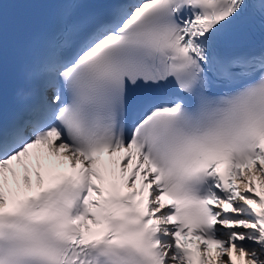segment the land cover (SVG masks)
Here are the masks:
<instances>
[{"label":"snow or ice","instance_id":"1","mask_svg":"<svg viewBox=\"0 0 264 264\" xmlns=\"http://www.w3.org/2000/svg\"><path fill=\"white\" fill-rule=\"evenodd\" d=\"M27 2L52 22L5 117L0 3V264H264V0Z\"/></svg>","mask_w":264,"mask_h":264}]
</instances>
